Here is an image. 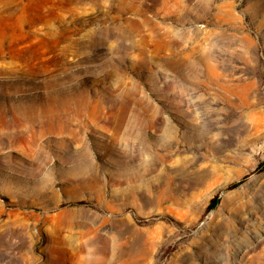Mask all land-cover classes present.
I'll list each match as a JSON object with an SVG mask.
<instances>
[{
  "label": "rangeland",
  "instance_id": "374dc122",
  "mask_svg": "<svg viewBox=\"0 0 264 264\" xmlns=\"http://www.w3.org/2000/svg\"><path fill=\"white\" fill-rule=\"evenodd\" d=\"M0 264H264V0H0Z\"/></svg>",
  "mask_w": 264,
  "mask_h": 264
},
{
  "label": "trees",
  "instance_id": "16d2710c",
  "mask_svg": "<svg viewBox=\"0 0 264 264\" xmlns=\"http://www.w3.org/2000/svg\"><path fill=\"white\" fill-rule=\"evenodd\" d=\"M218 203V198H215L212 200L211 204H210V208H214Z\"/></svg>",
  "mask_w": 264,
  "mask_h": 264
}]
</instances>
